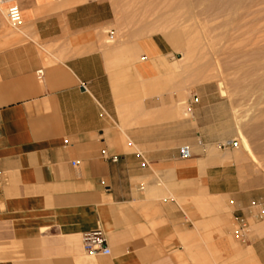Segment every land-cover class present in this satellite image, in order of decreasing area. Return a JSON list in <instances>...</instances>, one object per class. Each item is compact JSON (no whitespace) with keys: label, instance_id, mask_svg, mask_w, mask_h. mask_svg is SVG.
<instances>
[{"label":"crops","instance_id":"0c3cea01","mask_svg":"<svg viewBox=\"0 0 264 264\" xmlns=\"http://www.w3.org/2000/svg\"><path fill=\"white\" fill-rule=\"evenodd\" d=\"M113 27L107 0L0 3V264H210L196 201L245 214L264 186L165 42ZM97 230L108 256L83 249Z\"/></svg>","mask_w":264,"mask_h":264},{"label":"rangeland","instance_id":"374dc122","mask_svg":"<svg viewBox=\"0 0 264 264\" xmlns=\"http://www.w3.org/2000/svg\"><path fill=\"white\" fill-rule=\"evenodd\" d=\"M107 1L115 30L108 43L162 39L192 102L216 110L225 125L222 131L233 140L227 146L238 148L243 173L251 170L264 179V0ZM258 203H264V186L251 207ZM213 204L195 203L200 218L195 222L196 257L210 264H258L264 259V220ZM242 216L250 223L245 238L235 226Z\"/></svg>","mask_w":264,"mask_h":264},{"label":"built area","instance_id":"2783aa9c","mask_svg":"<svg viewBox=\"0 0 264 264\" xmlns=\"http://www.w3.org/2000/svg\"><path fill=\"white\" fill-rule=\"evenodd\" d=\"M8 1L10 0H0V3ZM4 15L11 27L18 28L21 25V12L18 6L10 5L4 11ZM110 39H113V35L110 36ZM39 74L41 75L42 71ZM103 154L105 155V152ZM180 155L182 158H189L191 157V152L188 147H183L180 149ZM113 161H117V159L114 158ZM143 166L145 167V165ZM102 184L104 185L105 183ZM248 216H251L255 221L264 220V203H258L252 206L248 211ZM235 226L238 236L245 238L250 229L249 218L246 216L236 218ZM82 245L84 251L90 255L108 256L111 254L105 235L101 230L83 235Z\"/></svg>","mask_w":264,"mask_h":264},{"label":"bare ground","instance_id":"6f19581e","mask_svg":"<svg viewBox=\"0 0 264 264\" xmlns=\"http://www.w3.org/2000/svg\"><path fill=\"white\" fill-rule=\"evenodd\" d=\"M241 143H242V145L244 146V148L247 150L248 148H247V145L245 144V140H244V141L242 140ZM238 146H239V145H238ZM243 146H242V147H243ZM235 149H238V148H235Z\"/></svg>","mask_w":264,"mask_h":264}]
</instances>
